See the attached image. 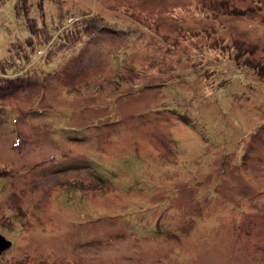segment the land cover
Instances as JSON below:
<instances>
[{
    "label": "rangeland",
    "instance_id": "374dc122",
    "mask_svg": "<svg viewBox=\"0 0 264 264\" xmlns=\"http://www.w3.org/2000/svg\"><path fill=\"white\" fill-rule=\"evenodd\" d=\"M0 264H264V0H0Z\"/></svg>",
    "mask_w": 264,
    "mask_h": 264
},
{
    "label": "water",
    "instance_id": "95a60500",
    "mask_svg": "<svg viewBox=\"0 0 264 264\" xmlns=\"http://www.w3.org/2000/svg\"><path fill=\"white\" fill-rule=\"evenodd\" d=\"M12 246V241L0 233V255Z\"/></svg>",
    "mask_w": 264,
    "mask_h": 264
},
{
    "label": "trees",
    "instance_id": "16d2710c",
    "mask_svg": "<svg viewBox=\"0 0 264 264\" xmlns=\"http://www.w3.org/2000/svg\"><path fill=\"white\" fill-rule=\"evenodd\" d=\"M0 76H1V78H4V79H6V77H7V74H0ZM8 78V77H7Z\"/></svg>",
    "mask_w": 264,
    "mask_h": 264
}]
</instances>
